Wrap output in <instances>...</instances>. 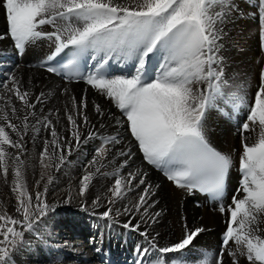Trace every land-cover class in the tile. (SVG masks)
<instances>
[{
	"label": "snow or ice",
	"instance_id": "6c2138e0",
	"mask_svg": "<svg viewBox=\"0 0 264 264\" xmlns=\"http://www.w3.org/2000/svg\"><path fill=\"white\" fill-rule=\"evenodd\" d=\"M257 3L264 42V0ZM0 10L7 36L19 54L47 41L53 51L38 67L66 83L83 81L110 101L121 114L114 123L126 125L132 138L128 146L119 132L99 133L86 111L87 89L78 102L67 87L61 90L69 98L63 108L69 135L64 136L58 130L60 109L38 114L36 105L44 103V93L34 96L28 87L31 80L25 83L11 72L0 81V176L9 183L12 169L14 195L11 214L0 202V264H16L13 252L23 243L25 233L37 234L43 218L54 210L47 200L54 176L46 170L59 171L80 146L82 135L85 140L100 138L101 143L84 165L75 188L69 185L64 202L71 203L75 197L85 210L104 207L96 213L98 220L109 222L103 227L128 217L122 227L139 232L146 241V246L136 248L135 264H166L164 254L172 253L181 254L173 264H225V252L229 264H241L242 258L247 264H264V69L251 100L225 78L219 56L223 30L218 25L236 10L232 0H0ZM129 64L130 74L112 71L113 65ZM218 100L233 115L247 109L239 126L241 179L231 203L218 207L227 217L221 249L201 258L199 254L188 256L185 250L195 249L193 242L205 231L203 227L189 228L185 223L182 238L164 246L156 240L158 233L150 237L147 228L140 231L141 223L150 226L160 212H150L158 201L152 199L155 190L147 182L148 172L134 163L133 148L141 154L142 163L160 171L176 188L189 195L201 192L221 198L233 161L206 134L210 109L229 115ZM92 108L100 128L106 115L109 119L115 115L95 101ZM41 125L45 136L40 135ZM30 128L33 144L41 140L42 171L35 189L44 181L42 190L33 192L28 190L26 160L22 159L28 151L25 137ZM85 128L89 129L86 134ZM253 132L256 140L248 143L249 137L243 134ZM117 160L120 163L112 172L103 173L114 176V183L89 202L86 197L94 177Z\"/></svg>",
	"mask_w": 264,
	"mask_h": 264
},
{
	"label": "bare ground",
	"instance_id": "6f19581e",
	"mask_svg": "<svg viewBox=\"0 0 264 264\" xmlns=\"http://www.w3.org/2000/svg\"><path fill=\"white\" fill-rule=\"evenodd\" d=\"M239 10L241 8L236 6L235 11L238 12ZM243 18L244 15L241 13L238 21ZM234 19V12H231L224 23L218 25L223 30L222 38L219 41L221 45L219 56L222 57L225 78L229 79V83L234 85L240 94H246L251 100L252 97L250 96H253L260 83L262 69L260 67L258 69V66L262 65V60L253 51L255 46L252 45L254 40V38L251 39L252 36H249L251 45L248 46L247 51H245V46L244 49H241L242 46L237 48L235 43L238 44L239 40L243 45L244 39L238 38L236 40V38L234 40L233 35L240 28L239 24L234 25ZM240 23L242 24V22ZM45 30L50 29L45 26ZM0 36L5 37L0 39V81H3L11 72H15L25 83L31 80V85H28V87L32 89L34 96L39 95L41 92L44 93V103L36 105L38 114H47L49 110L54 109L61 110L58 130H63L62 135H69L67 131L68 123L63 112L65 103L69 102V98L61 95V90L67 87L69 94L74 95L78 102L80 97L85 94V89H87L88 108L86 111L99 133L108 136L119 132L124 144L131 146L129 141L132 138L130 133L127 132V126L120 127L114 123L116 119L120 118L121 114L110 101L105 100L104 97L83 82L66 83L63 79L54 77L36 66L37 62L53 51L47 41H41L38 46L28 47L22 55H17V50L13 47V43L6 33V22L2 10H0ZM31 60L38 61L30 63ZM131 70L132 66L130 64L125 67L115 65L114 73L117 75L130 74ZM93 101L115 114L111 119L107 115L105 116L103 128L99 127L101 121L97 119L93 111ZM217 104L224 106L220 100L217 101ZM224 107L229 115H223L218 108H212L206 114V134L210 143L220 152L229 155L233 161L229 170L227 190L218 201H209L205 196L197 195L195 192L189 195L185 191L176 188L160 171L146 163H142L141 154L133 148V151L136 152L133 158L134 163L148 172L147 182H150L155 190L152 199L158 201L155 207L150 209V212H160L156 222L150 226L141 223L140 231L147 228L150 237L158 233L156 240L161 246H164L178 242L182 238L185 223L189 228L203 227L205 231L193 242L195 249L191 253L185 250L188 256L199 254L202 258L205 253L215 254L219 252L222 244L220 238L219 240L217 238L218 234L225 228L227 217L217 207L221 204L227 207L229 203L226 202L231 203L232 196L240 185L238 180L241 172L238 168L239 159L237 155L239 151L242 152L243 150L242 135L239 138V150L237 147L238 132L236 131L239 130V124L244 120L242 121L238 113L233 115L230 107ZM40 109H43V113H39ZM40 127V135H47L43 131V126ZM8 131L10 132V130ZM83 131L86 134L89 129L85 128ZM10 135L14 137V134L10 133ZM32 135L33 130L30 128L28 135L25 137L28 151L22 156V159L26 160L25 181L29 192L42 190L44 187V181H41L40 189H35V182L40 179L42 171L39 164L41 140L37 138L34 145L30 140ZM243 135L249 137L248 143L256 140V133L254 132L244 133ZM100 143V138L85 140V136L82 135L80 146L74 148L71 155L67 156L65 164L60 167L59 171H56L55 168L46 170L54 176L53 183L48 185L47 193L48 203L53 206L54 210L43 218L37 234L25 233L23 243L19 245V248L13 254L16 264H57V262H62V264H135L136 248L146 246V241L139 232L122 227L128 217L121 216L119 217V223H112L110 227H103L109 222L98 220L96 213L104 211V207L93 209L89 206L85 210L81 207V199L75 197L71 203L64 202L69 185L75 188L83 174L84 165L91 160L95 149ZM73 144H75V141H73ZM104 163L107 164V161ZM119 163L120 161L117 160L116 165L107 164V167L101 169V174L94 177L93 187L90 188L86 197L89 202L98 192L107 189L114 183V176H105L103 173L112 172ZM89 171H94V169H89ZM124 171L126 169L122 170L121 175ZM8 179L9 183L6 184L3 177L0 176V202H3V205L11 214L14 204V195L10 190L11 180L13 179L11 168ZM46 179L47 177H45V181ZM156 185H159V187H156ZM170 192L175 193L176 196L172 198ZM227 193H229V197H226ZM130 195L133 194L130 193ZM119 206L118 203L117 207ZM135 222L134 220L133 223ZM180 255L179 253L164 254L166 264H173L174 260ZM229 260L230 258L227 257L225 252V264H229ZM241 264H247V261L242 258Z\"/></svg>",
	"mask_w": 264,
	"mask_h": 264
},
{
	"label": "rangeland",
	"instance_id": "374dc122",
	"mask_svg": "<svg viewBox=\"0 0 264 264\" xmlns=\"http://www.w3.org/2000/svg\"><path fill=\"white\" fill-rule=\"evenodd\" d=\"M232 2L235 4V6H237V7H240L241 8V10L243 9V11H241V10H239L238 12H236L235 10L234 11H232V12H234V25L235 24H239V26H240V28L239 29H237V32L235 33V35H233L234 36V40L236 39V40H238V38H242V39H244V44L242 45V42L241 41H239L238 40V44L237 43H235L236 44V46H237V48L238 47H240L241 48V46H242V48L241 49H244L245 47V51H247L248 50V48L250 47V45H251V42H250V37L249 36H252L251 37V39H253L254 38V40H253V43H252V45L254 44V46L255 47H253V51H254V53L257 55V56H259L258 58L260 59V60H262V62H261V64L262 65H260V66H258V69H259V67H260V69H264V42H262V39H261V26H260V17H259V12H258V3H257V0H232ZM241 13H243V15H244V18L243 19H241L240 21H238L239 19H238V17L241 15ZM238 15V16H237ZM240 22H242V24L240 23ZM254 23V24H253ZM248 24H249V26H248ZM253 24V25H252ZM242 25V26H241ZM249 27V28H246V27ZM252 26V27H251ZM240 29H241V31H240ZM239 30V31H238ZM244 35V36H242V35ZM237 36V37H236ZM244 37V38H243ZM248 38V39H247ZM246 39V40H245ZM257 41H258V43H257ZM250 43V44H249ZM256 43V44H255ZM245 46V47H244ZM249 46V47H248ZM257 47H259V48H257ZM256 50V51H255ZM238 53H240L239 51H238ZM17 55H20V54H18V52L16 53ZM262 56V57H261ZM38 60H36V61H33V60H31L30 61V63H32V62H37ZM26 62V61H25ZM256 68H257V66H256ZM251 94H253V93H251ZM250 94V95H251ZM250 97H252V95L250 96ZM246 112H247V109H245V108H241V110H240V112L238 113V115L239 116H241V118H242V121L245 119V115H246ZM240 125V124H239ZM236 132H238V141H237V147H238V149H239V147H240V141H239V138H240V135H241V132L239 131V130H237ZM240 150V149H239ZM240 155H241V152L239 151L238 152V155H237V158L238 159H240ZM232 191H233V189H232ZM230 193H232V192H230ZM175 193H173V192H170V195L172 196V198H174L176 195H174ZM174 195V196H173ZM230 195H229V193H227V195H226V197H229ZM228 201V200H227ZM226 203H229L230 204V202L228 201V202H226ZM218 208V207H217ZM222 232L223 231H221V233H219L218 234V238H217V240H219V238H220V234H222ZM215 239H216V237H214ZM214 239V240H215ZM18 248H19V246H18ZM17 248V249H18ZM15 252V251H14ZM14 252H13V254H14ZM49 259V258H48Z\"/></svg>",
	"mask_w": 264,
	"mask_h": 264
}]
</instances>
